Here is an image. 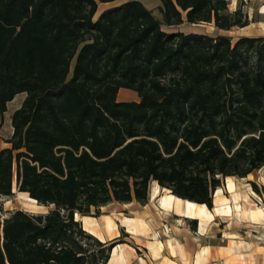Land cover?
<instances>
[{
  "label": "trees",
  "instance_id": "1",
  "mask_svg": "<svg viewBox=\"0 0 264 264\" xmlns=\"http://www.w3.org/2000/svg\"><path fill=\"white\" fill-rule=\"evenodd\" d=\"M114 1L0 0V115L25 93L0 150V199L15 183L52 206L0 219V264H106L123 241H100L76 213L144 205L153 182L211 210L226 177L264 168V36L169 30L243 28L242 7L158 0V18L127 0L94 20Z\"/></svg>",
  "mask_w": 264,
  "mask_h": 264
},
{
  "label": "rangeland",
  "instance_id": "2",
  "mask_svg": "<svg viewBox=\"0 0 264 264\" xmlns=\"http://www.w3.org/2000/svg\"><path fill=\"white\" fill-rule=\"evenodd\" d=\"M125 1L127 0L98 3L94 20L105 9L116 7ZM139 1L160 18L158 0ZM228 2L229 11H234L241 6L247 13L250 19L247 27H234L228 31L218 32L211 24H199L185 25L182 29L208 35L222 33L231 37L233 42L242 36H264V0H228ZM22 96L23 93L16 95L8 104V113L20 104ZM117 100H138V96L130 90H119ZM2 136L5 141L8 137L6 131H2ZM250 181L261 186L264 181V168L252 172L247 178L236 180L233 192H229L222 186L221 190L216 191V195L213 196V208L208 215H203L210 218L206 220L208 227L203 232L198 230L200 222L198 215H187L184 212L175 214L174 211L165 210L159 206L158 198L169 193L157 187L155 182L151 184L150 197L146 205L135 201L129 204L111 202L99 208L98 216H91L98 221H105L108 217L114 226H118L119 221L145 220L146 230L140 232V235L144 241H152L162 251L161 256L152 261V264H264V196L260 197L254 193ZM1 199L3 200H0V219L9 216L16 209H23L32 214H45L52 208V206H43L38 203L35 207H29L25 198L16 196ZM217 208L220 211H217ZM183 209L185 207L182 206L181 210ZM91 211L96 213L93 208ZM252 211L255 216L250 220L249 214ZM76 214L82 216L79 213ZM179 215H186V217ZM136 230V228L133 229V231ZM125 236L126 234L122 232L121 238ZM137 253L141 256L144 254V249Z\"/></svg>",
  "mask_w": 264,
  "mask_h": 264
},
{
  "label": "crops",
  "instance_id": "3",
  "mask_svg": "<svg viewBox=\"0 0 264 264\" xmlns=\"http://www.w3.org/2000/svg\"><path fill=\"white\" fill-rule=\"evenodd\" d=\"M199 24H211V25H213L212 22L211 23H198V24H190V23L183 22L180 25L170 27L169 30L170 31H181L184 33H191L194 31H192V30L186 31V30H183L182 27L185 25H199ZM247 26H245V27H247ZM245 27H243V28H245ZM216 30L218 32L222 31V30H218V29H216ZM196 33H199V32H196ZM202 34H204V33H202ZM217 34H222V33H217ZM212 36H214V35H212ZM259 36H263V35H259ZM248 37H251V36H248ZM120 90H125V89H120ZM124 92H127V91H124ZM20 94H22V93H20ZM24 98H25V93H23L20 104H18V106H16V108L11 113H8V104L11 102L10 101L7 104L6 112H4L3 115H0V150L8 146V144L2 138L3 137L2 131L3 130L6 131V133L8 135L7 138H9L11 136L12 131H13V128L11 125V115L17 108H19L21 106ZM247 177H245V178H247ZM238 179H244V178L226 177L224 179L222 187L227 189L229 192H233L235 190V187H236V180H238ZM262 185H264V181L262 182ZM162 189H164V188H162ZM218 189L221 190L220 187L217 188L214 192L215 193L214 195H216V191ZM165 190L169 194L164 195V197L160 196V198H158L159 199V206L165 210H172L175 212V214H182V211H177V209H176L174 195L170 194L169 190H167V189H165ZM12 192H13V194H12L13 197L16 196V197H20V198H25V196L28 195V193H26V192H18L16 190L15 183L13 184ZM149 197H150V192H149ZM149 197H148V200H149ZM156 197H158V196H156ZM169 197H173L174 199H169ZM152 198L154 199L155 195L152 196ZM0 200H3V199H0ZM127 204H129V203H127ZM144 205H146V204H144ZM197 205H201V204H197ZM182 206L183 205H180V210H181ZM169 208H171V209H169ZM207 210H208V212H210V210L208 208H207ZM24 211H26V210H24ZM179 216L186 217V215H179ZM254 216H255V213L253 212V216H252L251 212H250V214H249L250 220ZM198 218L200 219V222L198 224V230L200 232L207 230L208 222L206 220H209L210 218L206 217V216L205 217L203 216L201 218L198 217ZM75 219L81 222L84 230H86L90 234L94 235L95 237H97L102 242L110 241L114 238L116 239L117 237L119 240L123 241V243H119L112 248L111 253H110V258L106 264H152V261L158 259L161 256V252H162L161 248L158 245L153 244V242L150 240L144 241V238L142 237V235H140L141 234L140 232H144V230H146V224H145L146 222L143 219H138V222H135V221L132 222V221H128V220L123 221V222L119 221L118 226L117 225L114 226L113 222L108 223L107 220L98 221L95 217H92V216H78V214H75ZM134 228H136L137 230L133 231ZM122 232H124L126 234V236L124 238H121ZM142 248L144 249V254H141V256H140V254H138L137 252L142 250ZM185 256H186V251H185Z\"/></svg>",
  "mask_w": 264,
  "mask_h": 264
},
{
  "label": "bare ground",
  "instance_id": "4",
  "mask_svg": "<svg viewBox=\"0 0 264 264\" xmlns=\"http://www.w3.org/2000/svg\"><path fill=\"white\" fill-rule=\"evenodd\" d=\"M156 184V183H155ZM156 186L158 187V185L156 184ZM231 187V186H230ZM175 205H176V209L177 211H182L187 215H198L200 218L203 217V215H208L209 212L205 206V204H201V205H197L196 203L187 201V200H181L178 197H175ZM173 197H169V199H174ZM26 199V204L29 207H35L37 205V202L34 199H31L28 195L25 196ZM180 205H183L185 207V209L180 210ZM217 211H220L219 208H217ZM251 215L253 216V212H251ZM106 220L108 221V223H111L112 221L106 217ZM114 257V256H113Z\"/></svg>",
  "mask_w": 264,
  "mask_h": 264
}]
</instances>
